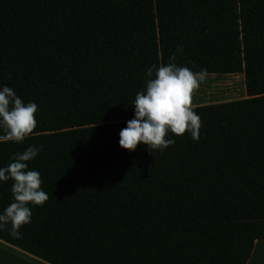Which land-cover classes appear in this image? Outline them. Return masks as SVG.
I'll use <instances>...</instances> for the list:
<instances>
[{"label": "trees", "instance_id": "trees-1", "mask_svg": "<svg viewBox=\"0 0 264 264\" xmlns=\"http://www.w3.org/2000/svg\"><path fill=\"white\" fill-rule=\"evenodd\" d=\"M170 62L241 73L247 96L194 104L199 140L122 148L148 69ZM4 86L38 123L0 142V168L42 146L28 163L49 196L4 242L49 264H246L264 240V0H0Z\"/></svg>", "mask_w": 264, "mask_h": 264}, {"label": "clouds", "instance_id": "clouds-1", "mask_svg": "<svg viewBox=\"0 0 264 264\" xmlns=\"http://www.w3.org/2000/svg\"><path fill=\"white\" fill-rule=\"evenodd\" d=\"M175 60L174 55L170 57V61ZM206 74V69L193 72L175 62L149 68L147 76L154 78L148 79L146 89L136 94L134 118L121 130L120 146L135 151L143 143L153 154L154 150L163 152L174 145L175 141L167 138L170 132L177 136L188 132L199 140L201 118L193 110V97ZM37 111V104H25L12 88L0 89V142L23 143L37 128ZM41 151L42 146H30L16 153L7 167L0 168V181L13 182V200L0 214V229L10 223L13 236H19V229L31 222L29 205L42 206L49 199L41 188V174L29 170L28 162Z\"/></svg>", "mask_w": 264, "mask_h": 264}, {"label": "rangeland", "instance_id": "rangeland-1", "mask_svg": "<svg viewBox=\"0 0 264 264\" xmlns=\"http://www.w3.org/2000/svg\"><path fill=\"white\" fill-rule=\"evenodd\" d=\"M247 96L244 90L243 75L206 74L193 97V105L214 100H231Z\"/></svg>", "mask_w": 264, "mask_h": 264}, {"label": "crops", "instance_id": "crops-1", "mask_svg": "<svg viewBox=\"0 0 264 264\" xmlns=\"http://www.w3.org/2000/svg\"><path fill=\"white\" fill-rule=\"evenodd\" d=\"M0 264H49L0 239ZM246 264H264V240L254 241Z\"/></svg>", "mask_w": 264, "mask_h": 264}]
</instances>
